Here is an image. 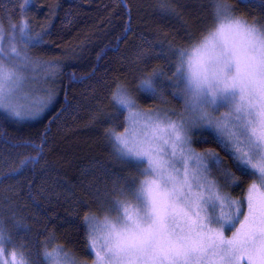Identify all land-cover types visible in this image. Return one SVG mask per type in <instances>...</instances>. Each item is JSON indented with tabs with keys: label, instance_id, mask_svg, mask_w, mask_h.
<instances>
[{
	"label": "snow or ice",
	"instance_id": "snow-or-ice-1",
	"mask_svg": "<svg viewBox=\"0 0 264 264\" xmlns=\"http://www.w3.org/2000/svg\"><path fill=\"white\" fill-rule=\"evenodd\" d=\"M238 2L253 6V0ZM259 4L264 7V0ZM160 6L174 11L167 0H161ZM233 12L217 4L209 35L191 52L177 50V91L172 95L183 100L187 116L173 121L158 110H139L136 100L119 86L113 93L118 109L128 112L129 127L124 133L109 129L106 134L114 137L118 155L144 178L138 186L125 181L126 187L119 189L122 199L112 201L110 209L116 213L114 220L100 226L84 216L92 264H264V25L247 23ZM11 27L13 34L6 37L0 23V112L18 120L35 119L46 104L41 102L33 111L16 103L33 62L15 46L17 26ZM28 29L21 20L19 36L33 44ZM40 42L36 39L34 44ZM162 74L154 71L142 79L139 91L157 98L155 80ZM220 107L227 112L215 116ZM141 123L142 133L135 127ZM204 131L230 152L241 175L254 178L243 200L221 195L214 190L215 182L208 180L205 159L217 169L222 161L212 149L204 156L192 150V135ZM193 160L196 171L189 176L187 162ZM223 174L228 181L236 179L227 170ZM225 231L231 236L226 237ZM98 232L103 235L97 237ZM26 247L5 235L0 220V264H76L62 247L44 251L42 259L39 253L31 259Z\"/></svg>",
	"mask_w": 264,
	"mask_h": 264
},
{
	"label": "trees",
	"instance_id": "trees-1",
	"mask_svg": "<svg viewBox=\"0 0 264 264\" xmlns=\"http://www.w3.org/2000/svg\"><path fill=\"white\" fill-rule=\"evenodd\" d=\"M218 1L234 9V16L264 25L259 0L253 6L238 0H167L171 13L161 9V0H31L26 9L24 0H0L2 19L28 16L29 32L39 34L41 42L28 51L31 59L61 67L59 91L37 118L16 120L0 112V220L14 244L27 245L31 259L63 247L81 262L92 260L84 216L111 209L112 201L122 199L125 181L138 186L144 178L106 134L122 132L127 124L113 93L125 83L148 98L145 108L166 99L181 108L183 100L173 97L171 87L167 95L150 99L137 86L154 71L173 73L179 61L173 53L215 26ZM160 85L156 79L157 90ZM197 148L219 155L216 176L243 198L254 178L241 175L211 133ZM33 157L38 162H31ZM224 170L236 179L228 181ZM17 223L24 227L17 229Z\"/></svg>",
	"mask_w": 264,
	"mask_h": 264
},
{
	"label": "rangeland",
	"instance_id": "rangeland-1",
	"mask_svg": "<svg viewBox=\"0 0 264 264\" xmlns=\"http://www.w3.org/2000/svg\"><path fill=\"white\" fill-rule=\"evenodd\" d=\"M30 3H31V0H29V4H27V5L23 4L24 9H26L30 5ZM217 4L224 6L223 4H221V1H218ZM217 4L215 6V10H216ZM226 7H228V6H226ZM167 12L171 13L172 11L171 12L167 11ZM27 18H28V16L26 17L25 15H22V18L17 22L15 20H9L8 22H6L4 19H2L0 17V23H2V25H3L6 37L11 36L13 34L11 26L12 25L17 26L16 39L14 42L15 46L18 48L19 51H21L22 53H26L30 57L29 52L31 51V48L34 44V41L36 39H38L39 34L36 35V34H32L29 32V35L33 38V44L27 43L23 39H21V37L19 36L18 26L21 23V20L26 21L28 26H29V24H30L28 21L29 19H27ZM237 18H241V17H237ZM241 19H244V18H241ZM245 21L247 23H251V22H248L247 20H245ZM183 23L185 24V22H183ZM214 27L215 26H213L210 29V31L213 30ZM29 28H30V26H29ZM28 31H29V29H28ZM210 31L208 33H206L203 36V38L205 36H208ZM203 38L201 40L195 41V42H192V41H194L192 39L191 42L189 43V45L187 47H185L184 49H188L189 52H191L192 46L193 45H199L200 42L203 40ZM166 56H167V54H166ZM177 57H178V52H174L172 55V58L176 59ZM166 61L168 62L167 57H166ZM32 62L33 63L29 66L28 70L25 73V75L28 77V79L24 83L21 90L17 93L16 103L19 106H21L23 109L31 108L33 111H36L37 110L36 106L40 105L41 102H44L46 104L48 102L49 98L52 99L53 97H55V95L59 91L58 90V86H59L58 84L60 83L59 69L61 67H60V65H57L55 67L39 66L36 64L35 61L32 60ZM162 70L165 71V69H162ZM174 72H175V70L173 71V73L171 75L163 73L162 75H160L156 78L161 84L157 90V93H158L157 97H161L165 94L167 95L168 89L170 87L173 90L177 91V87L175 84L176 77L174 75ZM119 87L122 90H124L126 93L131 95L136 100V103L138 105V109L141 111H146L147 109L158 110L161 113L162 117L166 116L167 118H170L173 121H179L180 118L187 116V113L185 112L183 105L181 108H177L175 106L176 103L172 99H166L161 104L155 103V106L145 108V106H144L145 102L144 101L148 100V98L142 97L141 94H138L134 89H132L129 85H127L125 83H121L119 85ZM182 88H183V85L181 84L180 89H182ZM227 110L228 109L226 107H220L219 110L214 113V115L220 116L222 113L227 112ZM1 113L7 115L10 118L17 120V118L12 117V116L4 113V112H1ZM126 113H127V117H128V112L126 111ZM128 127H129V121L127 119L126 128H128ZM135 127H136V130L140 133L145 131V129H143L142 123L140 125H136ZM124 130L122 132H116V133L117 134L124 133ZM208 133H211V132H208V131H204L202 133L197 132L196 134H193L191 137V148H192V150L195 153L200 154L201 156H204L206 151H200L197 148V143L201 137L207 136ZM112 139H113V144H114V137H112ZM177 159L179 160V156L177 157ZM204 162L206 164H208V169H209L208 173H207L208 180L213 181L216 184V189H214V190H218L221 195L230 196L233 199L243 200L244 197L243 198L237 197L236 195H233L230 191H228L227 189L224 188L225 183L224 182L222 183L223 179L221 177L216 176L215 165L211 164L209 159L206 158ZM187 163H188V173H189V176H191V174L196 171V162L193 160V161H188ZM177 167H180L181 170H183L182 165L177 164ZM252 182H253V180L246 187V189L244 191V196L247 192L249 185ZM231 184L234 185V183H231ZM227 187H228V189H230L229 185ZM193 190L197 191V189H195V188ZM203 195L207 196L208 193L205 191V192H203ZM225 210H227V209H225ZM217 213H219V208H217ZM88 216L90 217V219L94 218V219H92L93 223L98 224L100 226H103L107 221L114 220L116 213L114 211H111L110 209H107L101 213L100 212L90 213ZM95 235L97 237H100L103 235V232H98ZM225 236L230 237L231 232L225 231ZM63 249L76 262V264H92V261L94 259V254H93V258L91 261L81 262L75 256L74 253H72L71 251H69L65 248H63ZM51 250L52 249H50L48 251H51ZM96 250H99V242L97 243Z\"/></svg>",
	"mask_w": 264,
	"mask_h": 264
}]
</instances>
